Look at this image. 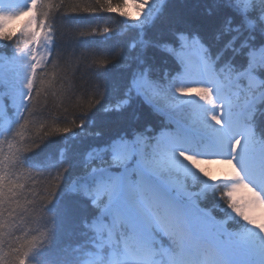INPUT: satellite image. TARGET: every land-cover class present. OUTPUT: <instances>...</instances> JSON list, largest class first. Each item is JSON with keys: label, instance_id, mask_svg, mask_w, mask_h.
Returning a JSON list of instances; mask_svg holds the SVG:
<instances>
[{"label": "snow or ice", "instance_id": "snow-or-ice-1", "mask_svg": "<svg viewBox=\"0 0 264 264\" xmlns=\"http://www.w3.org/2000/svg\"><path fill=\"white\" fill-rule=\"evenodd\" d=\"M172 4L74 9L118 13L137 38L128 59L110 62L125 74L121 85L109 93L100 84L66 126L0 155V264H264V0H195L175 13ZM0 17V63L15 69L11 94L25 120L40 95L38 70L56 67L53 25L38 0H0ZM145 111L154 123H144ZM98 118L119 130L106 137ZM56 134L98 143L78 160L37 162L36 171L55 172L40 202L47 231L18 247L9 241L5 252L16 215L28 211L6 168L28 167L26 154ZM62 229L80 242L53 261L45 254Z\"/></svg>", "mask_w": 264, "mask_h": 264}, {"label": "trees", "instance_id": "trees-1", "mask_svg": "<svg viewBox=\"0 0 264 264\" xmlns=\"http://www.w3.org/2000/svg\"><path fill=\"white\" fill-rule=\"evenodd\" d=\"M93 2L94 0H38V8L48 13L47 22L53 25L57 42L56 67L48 64L44 70H38L35 91H39L40 95L37 97L34 92L35 107L31 115L25 113L27 125L23 129L20 125L25 120H19L15 107L0 83V141L4 142L0 155H15L17 149L31 146L42 132L66 126L79 114L81 106L87 107V101L92 98V90L100 84H107L109 93L122 84L125 76L123 70L110 62L116 60L118 55L123 60L128 59V45L137 38L136 33L118 13L92 14L74 10L77 6L83 8L85 4ZM116 2L117 0H113V3ZM194 5L195 0H173L171 11L187 12L193 10ZM129 11L135 14L136 10L129 8ZM20 25L16 27L19 28ZM105 27L109 28L108 35L103 34ZM90 30H95L97 34H86ZM4 47L5 45L0 44V48ZM164 67L167 66L162 64L161 68ZM145 116L144 123L155 122L147 117L146 111ZM257 119L264 120V117L258 115ZM18 120L19 123L16 122ZM97 126L104 129L106 137L119 130L117 125L99 118ZM18 131L22 132L21 136L16 135ZM95 143L98 141L65 138L62 134H56L47 138L40 148L26 154L25 164L28 167L6 168V174H12L11 181L24 186L18 189L23 195L17 197V202L28 211L16 215L12 235H5V252L9 251V241L11 246L18 247L21 242L26 243L47 231L41 222L43 212L40 202L46 183L54 178L55 172L36 171L33 167L37 162L47 158L54 165L63 160L65 155L71 160H78ZM213 166L208 165L209 168ZM5 232L7 233V229ZM79 242L78 238H70L67 230L62 229L45 254L46 258L55 261L64 255L67 245Z\"/></svg>", "mask_w": 264, "mask_h": 264}, {"label": "rangeland", "instance_id": "rangeland-1", "mask_svg": "<svg viewBox=\"0 0 264 264\" xmlns=\"http://www.w3.org/2000/svg\"><path fill=\"white\" fill-rule=\"evenodd\" d=\"M19 2L21 3V5H24V4L28 3L29 0H19ZM4 22H5L4 18L0 17V23H4ZM22 23H23V21L17 22V24L15 26L20 25ZM2 59H3V55H0V60H2ZM5 72H7V74H8V83L7 84L5 83V79H4ZM14 81H15V69L11 66H9L8 68H5V65L3 63H0V83L5 88L7 96H8V98L11 101V104L13 106H14V103L18 102V97H14L11 94V85ZM192 109L195 112V110H196L195 104L192 105ZM217 167H220V166L214 165L210 169L215 170ZM257 214L258 215L260 214L259 211L257 212Z\"/></svg>", "mask_w": 264, "mask_h": 264}]
</instances>
